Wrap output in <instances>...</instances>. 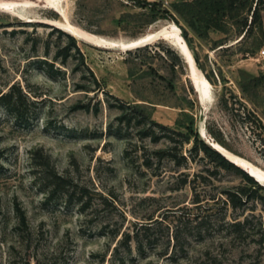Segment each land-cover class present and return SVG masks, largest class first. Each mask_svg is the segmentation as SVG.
Returning a JSON list of instances; mask_svg holds the SVG:
<instances>
[{
    "label": "rangeland",
    "instance_id": "1",
    "mask_svg": "<svg viewBox=\"0 0 264 264\" xmlns=\"http://www.w3.org/2000/svg\"><path fill=\"white\" fill-rule=\"evenodd\" d=\"M193 1L63 0L62 13L0 10V93L15 84L36 101L27 127L0 107V264H113L120 239L113 240V231L129 233L150 218L163 225L150 231L152 244L144 258L133 242L130 253L126 246L119 248L117 258L125 264H264L261 185L227 172L201 151L187 169L156 161L153 151L168 147L166 142L139 143L149 152H131L128 159L125 151L132 141L109 130L129 113L118 109L120 102L141 104L154 121L187 133L179 127L185 125L201 140L198 131L208 126L222 132L226 147L219 144L264 174L259 145L219 105L228 88L264 120V0H237V9L220 22L221 30L172 10L173 4ZM171 25L187 32L210 77L214 103L204 111L203 122L187 63L169 42L152 37L146 49L132 55L91 46L156 35ZM44 60L55 64L54 73ZM95 78L103 91L95 92ZM180 108L191 109L194 126ZM147 158L151 169L143 166ZM55 175L66 186L52 188ZM195 187L202 200L230 191L243 193L247 204L234 210L222 198L211 211L207 201L196 208ZM200 214L212 215L201 234L195 222ZM245 217V227L229 226ZM169 238L174 259L168 258L171 247L163 256Z\"/></svg>",
    "mask_w": 264,
    "mask_h": 264
},
{
    "label": "trees",
    "instance_id": "2",
    "mask_svg": "<svg viewBox=\"0 0 264 264\" xmlns=\"http://www.w3.org/2000/svg\"><path fill=\"white\" fill-rule=\"evenodd\" d=\"M237 0H195L193 2H184V3H176L172 5V10L174 11L175 15L184 17L191 15L196 17L200 23L206 24L207 29L215 28L221 30L222 25L220 22L227 16L229 12H232L237 9ZM255 15V13H254ZM188 27L193 31L196 32V25L193 21L187 22ZM183 33L188 37V34L184 29H181ZM248 31L246 32L245 36L247 35ZM244 36V37H245ZM148 47V46H147ZM145 48L137 49L134 51L127 52L129 55L137 54L142 52ZM44 64H46L50 68V72L54 73V66L55 64L50 63L49 61L44 60ZM175 68V67H174ZM202 69V68H201ZM57 72V71H56ZM60 72V71H59ZM175 72V71H174ZM203 74L210 82V77L204 72L202 69ZM95 92H101L103 89L100 87L97 79L95 78ZM211 84V82H210ZM212 85V84H211ZM82 88V87H79ZM226 88V87H225ZM241 93H246L245 87H240ZM81 91V90H79ZM85 91V90H83ZM193 91V89H192ZM105 93V91L103 92ZM232 100L233 106L229 107V101ZM219 105L223 106L226 110H229L233 113V116L239 120L242 127L253 136L254 142H256L259 147V154L264 159V120L259 116L257 111L253 107H249L248 104L241 101L237 95H235L234 91L231 89L226 88L225 92L221 94L219 98ZM0 107H2L8 114H10L19 124H23L25 127L29 126L33 121L34 114L36 113V101L31 99V96H28L19 86L15 84L12 85L6 92L0 93ZM113 108V107H112ZM118 109L122 112L125 110H129V113H126L124 116L118 119L119 127L113 129V126L110 125V133L111 135L118 137V138H125L132 143H130V147L125 151L126 158H130L131 152H149L145 147H139V143H143L145 141H149L153 145H158L162 142H166L168 147L165 149L153 151V156L155 157L156 161L161 162L162 160H168L175 164L178 168L186 167L190 162L195 160V154L198 151H201L209 158L212 162H219V165L222 169L226 170L227 172L235 171L242 175L244 179L248 182H251L258 186V183L247 173H245L242 169L238 168L236 165L228 161L225 157H223L219 152L214 150L210 145H208L204 140L199 138L194 131V129H188L185 125H179L180 128L183 130H187V133L180 130H173L167 126H164L156 121L153 120L151 115L146 111L141 104H134L129 105L128 103L120 102V106ZM182 109V114L184 116H191L188 115L189 108H180ZM191 126H194V118L191 116ZM133 125V126H132ZM132 126V127H131ZM129 128H133L134 132L131 133L127 131L124 133L125 129L129 130ZM208 134L211 135V138H214L216 143H220L226 147L225 143L222 139V132L216 133L214 129L210 126L207 127ZM199 134V133H198ZM134 142V143H133ZM186 145H191L189 150L186 149L184 153V149ZM134 148V149H133ZM143 166L146 169H151L153 167L152 160L147 158L143 162ZM203 180L204 183L207 182L205 177H199ZM55 180L51 182L52 188L61 187L64 185L63 183L65 180L55 175ZM188 184L187 180L183 181L181 184L182 186H186ZM260 190H264V187L258 186ZM195 192V199L194 204H196V208L202 207V203L207 201L208 204L207 211L213 210V206H216L222 198L225 200L223 203L227 206L230 205L234 210L237 209L238 206H245L247 203H243V193H232L230 191H223L221 192V197L213 196L209 199L202 200L201 196L197 192L196 187L194 188ZM212 202V203H211ZM214 204V205H209ZM240 217L244 216V214L239 215ZM212 215H197L195 217L196 228L199 230V234H201V230L204 228L205 223L209 220L211 221ZM148 222H141L136 224L133 230L129 233L123 232L119 230L113 231V240L116 241L119 237L111 259L113 264H125L124 260H119L117 255L119 254V248L122 246H126L128 252L132 251L131 243L135 244V249L140 255V257L146 256L145 248L147 245H151L152 242L150 240V231L153 230V226L155 224L163 225V220L158 221L154 220L153 218L147 219ZM234 223H229L230 227L234 228H243L247 225L248 220L244 219V221L239 220V218L234 219ZM106 227H103L102 230L105 232ZM169 229V227H167ZM170 231V229H169ZM170 237V236H169ZM171 238L167 243V247L164 249L163 256H167L170 250L172 249V253L168 258L174 259V243L171 245ZM172 240L174 242V231Z\"/></svg>",
    "mask_w": 264,
    "mask_h": 264
},
{
    "label": "bare ground",
    "instance_id": "3",
    "mask_svg": "<svg viewBox=\"0 0 264 264\" xmlns=\"http://www.w3.org/2000/svg\"><path fill=\"white\" fill-rule=\"evenodd\" d=\"M62 2H63V0H0V7L11 8V7L16 6V5L30 4V5H34V6H31V7H34V9L35 8H48V9H52L58 13H62V10H61ZM38 3H43L45 6H41V7L35 6V5H38ZM0 10L4 11V12H8L10 14H13V13L19 14L17 11L12 12L11 10H7V9L5 10V9H1V8H0ZM18 17L21 20H23L19 15H18ZM182 33H183V31L177 25H171V27L164 28L163 30L160 31V33H157L156 35H154V33H149V34H147L141 38H144V40L148 42L152 39V37L158 38L160 36L162 40L169 42L171 45H173V47L175 49H177L179 51L180 55L183 57L184 61L187 63L188 69H189V65H190V67H191V72L189 70V76H191L190 80L192 79L191 82L193 81L196 84L198 90L200 91V96H201L202 102L205 106L204 109L202 110V118L200 117L201 122H203L205 119L204 118V111L208 110L209 107H211L214 103L213 89H212V85L210 84L208 79L203 74L202 69L199 65V62H198V59H197L195 53L192 51L191 48L188 47L187 43L184 41V38L182 37ZM135 39H138V38H135ZM128 40L132 41L134 39H128ZM130 41L119 42V41L112 40V41L103 42L104 44H101V45H92L91 44V46L99 48V49H103V50H109V51L128 52L125 50V48H122V45L125 46ZM197 63L199 65V67L197 66ZM196 94H197V92H196ZM198 132L204 140H206L210 144L214 145L213 146V147H215V148H213L214 150L218 149V150H216L217 152L221 151L222 153H224L228 157V159H230V161H233V163L238 165L237 166L238 168L242 169L249 176L252 175L251 177L259 185H264V174L262 173V171L257 169V167H254L249 162L235 156L234 154H232L227 149H223V147H221V145H219L215 141L212 142V140H209L207 137L208 133H207V130L205 128L202 129V132H201V130H199Z\"/></svg>",
    "mask_w": 264,
    "mask_h": 264
},
{
    "label": "water",
    "instance_id": "4",
    "mask_svg": "<svg viewBox=\"0 0 264 264\" xmlns=\"http://www.w3.org/2000/svg\"><path fill=\"white\" fill-rule=\"evenodd\" d=\"M31 6H34V5H30V4H25V5H16V6H13V7H11V8H7V7H0L1 9H7V10H11L12 12H15V11H17L18 13H20V14H23L24 15V13L25 12H27L29 9H31V8H34V7H31ZM35 6H45L43 3H38V5H35ZM14 10V11H13ZM33 21H30V23H32ZM46 24H48V25H53V24H49V23H46ZM53 26H55V25H53ZM158 33H160V31L158 32ZM162 36V35H161ZM182 37L184 38V41L187 43V45H188V47L189 48H191L192 49V46H191V43H190V41L188 40V37L184 34V33H182ZM158 40H162L161 39V37L159 36L158 37ZM150 43H148L147 41H145L144 40V38H138V39H134V40H132V41H130V42H128V44H126L125 46H123L122 45V48H125V50L126 51H128V52H130V51H134V50H137V49H142V48H145V47H147L148 45H149ZM192 51H193V49H192ZM197 66L199 67V65H198V63H197ZM189 70H190V72H191V67H190V65H189ZM191 78V76H189V79ZM192 80V79H191ZM192 83H193V86H194V88H195V91L197 92V96H198V100H199V103H200V105H201V107H202V110L204 109V104H203V102H202V99H201V96H200V91L198 90V88H197V86H196V84L192 81ZM201 118H202V113H201ZM201 133V132H200ZM206 143L208 144V145H210L212 148H215V147H213L214 145L213 144H210L208 141H206ZM220 145V144H219ZM221 147H223V146H221ZM223 149H225L224 147H223ZM216 150H218V149H216ZM218 152H220V154L223 156V157H225L228 161H230V159H228V157L224 154V153H222L221 151H218ZM231 163H233V161H230ZM233 164H235V163H233ZM236 165V164H235ZM236 166H238V165H236ZM252 176V175H251ZM258 181V180H257ZM259 182V181H258ZM262 187H264V185H261Z\"/></svg>",
    "mask_w": 264,
    "mask_h": 264
},
{
    "label": "built area",
    "instance_id": "5",
    "mask_svg": "<svg viewBox=\"0 0 264 264\" xmlns=\"http://www.w3.org/2000/svg\"><path fill=\"white\" fill-rule=\"evenodd\" d=\"M262 53L264 54V51Z\"/></svg>",
    "mask_w": 264,
    "mask_h": 264
}]
</instances>
